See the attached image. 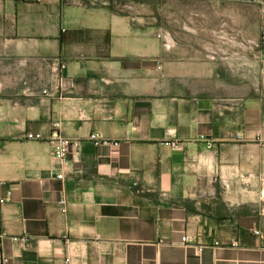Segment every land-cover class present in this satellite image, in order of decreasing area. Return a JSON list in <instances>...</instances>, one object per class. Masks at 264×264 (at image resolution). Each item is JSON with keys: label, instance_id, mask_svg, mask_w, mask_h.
<instances>
[{"label": "crops", "instance_id": "obj_1", "mask_svg": "<svg viewBox=\"0 0 264 264\" xmlns=\"http://www.w3.org/2000/svg\"><path fill=\"white\" fill-rule=\"evenodd\" d=\"M119 1L0 0V264H264V98Z\"/></svg>", "mask_w": 264, "mask_h": 264}, {"label": "rangeland", "instance_id": "obj_2", "mask_svg": "<svg viewBox=\"0 0 264 264\" xmlns=\"http://www.w3.org/2000/svg\"><path fill=\"white\" fill-rule=\"evenodd\" d=\"M118 8L125 13L150 14L149 22L170 33L171 40L187 43L203 52L204 58L216 65L220 76L249 77L253 96L261 94L264 98V47L260 44L263 17L256 5L122 0Z\"/></svg>", "mask_w": 264, "mask_h": 264}, {"label": "built area", "instance_id": "obj_3", "mask_svg": "<svg viewBox=\"0 0 264 264\" xmlns=\"http://www.w3.org/2000/svg\"><path fill=\"white\" fill-rule=\"evenodd\" d=\"M195 1H212V2H225V3H247L256 5L260 11L261 16L263 17V23L261 24V31H260V44L264 47V0H195ZM63 68L62 64L60 65ZM62 88V76L59 75V82L55 83L52 89H45L43 90L44 95L54 96L59 93ZM60 124H55L53 130L51 131L50 135L47 138L40 133H28L26 135L27 139H35V140H46L53 149V155L55 159L62 165H66L69 156L73 153L74 150L78 149L80 145V141L77 139H70L68 137L63 136L60 131ZM238 138H242L241 134H238ZM201 140H205V136H201ZM94 141L98 146H118V142H111L108 139L94 137ZM172 146L177 148L178 145L176 143H172ZM209 147L211 145L209 144ZM58 179H63L64 175L62 173L57 175ZM0 184L1 181H0ZM264 185V181H263ZM7 202L6 198H0V206L4 205ZM63 204V202H61ZM257 234H261L259 231H256ZM264 238V233L261 234ZM14 241H21L22 243L28 242V237H12ZM183 242L186 243L187 237L182 238ZM216 246L219 243H215ZM235 245V244H234ZM201 248H199V251Z\"/></svg>", "mask_w": 264, "mask_h": 264}]
</instances>
